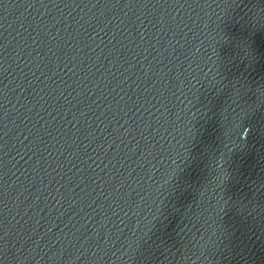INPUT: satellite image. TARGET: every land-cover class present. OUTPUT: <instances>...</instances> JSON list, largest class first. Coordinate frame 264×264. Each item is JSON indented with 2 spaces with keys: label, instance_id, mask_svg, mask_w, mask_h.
I'll return each instance as SVG.
<instances>
[{
  "label": "water",
  "instance_id": "1",
  "mask_svg": "<svg viewBox=\"0 0 264 264\" xmlns=\"http://www.w3.org/2000/svg\"><path fill=\"white\" fill-rule=\"evenodd\" d=\"M0 264H264V0H0Z\"/></svg>",
  "mask_w": 264,
  "mask_h": 264
}]
</instances>
